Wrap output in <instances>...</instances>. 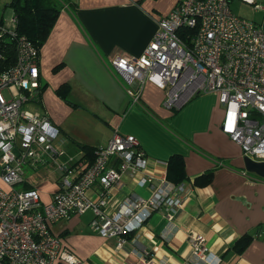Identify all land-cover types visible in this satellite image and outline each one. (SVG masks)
Segmentation results:
<instances>
[{
    "label": "built area",
    "instance_id": "built-area-1",
    "mask_svg": "<svg viewBox=\"0 0 264 264\" xmlns=\"http://www.w3.org/2000/svg\"><path fill=\"white\" fill-rule=\"evenodd\" d=\"M229 1L177 0L157 20L139 55H116L109 66L121 75L132 100L146 81L164 90L162 104L170 109L196 93H217L221 131L239 144L243 156L264 161V25L234 14ZM11 21V27L0 26V35L13 38L15 47L14 62L0 68V264H81L50 226L88 209L91 226L103 237H114L117 247L136 244V232L153 212L172 224L184 200L182 186L167 177L166 169L156 177L145 171L148 159L133 134L114 131L85 164L67 152L45 112L24 107L40 98L39 48L16 33L14 15ZM155 162L167 166L166 160ZM25 165L33 170L48 165L56 174L49 201L40 200L37 186H21ZM123 174L150 194L131 193L108 213L107 192L120 185ZM95 186L93 199L87 191ZM187 239L193 264H217L203 234L189 233ZM136 253L140 264L154 262L144 249Z\"/></svg>",
    "mask_w": 264,
    "mask_h": 264
},
{
    "label": "crops",
    "instance_id": "crops-1",
    "mask_svg": "<svg viewBox=\"0 0 264 264\" xmlns=\"http://www.w3.org/2000/svg\"><path fill=\"white\" fill-rule=\"evenodd\" d=\"M176 2L66 0L39 47L42 88L34 104L59 129L67 152L82 156V146L105 145L118 131L137 138L148 159L145 171L154 177L167 169L155 160L178 154L184 162L185 178L179 183L185 196L173 223L153 212L136 232V244L117 247L114 237L99 235L90 224V209L52 223L51 231L81 264H140L136 249L153 256L152 264H193L189 233L204 235L217 264H264V177L245 169L241 147L221 131L217 93H196L170 109L162 104L164 90L146 81L132 100L121 75L109 66L116 55H139L157 20ZM63 84L65 98L56 91ZM207 170L212 171L209 182L195 183ZM39 171L40 184L25 179L21 186H37L40 200L47 202L56 174L48 165ZM131 193L148 196L150 190L123 174L120 185L107 192L105 211H114ZM87 194L96 198V186ZM245 233L252 239L238 251L233 245Z\"/></svg>",
    "mask_w": 264,
    "mask_h": 264
},
{
    "label": "trees",
    "instance_id": "trees-1",
    "mask_svg": "<svg viewBox=\"0 0 264 264\" xmlns=\"http://www.w3.org/2000/svg\"><path fill=\"white\" fill-rule=\"evenodd\" d=\"M66 0H10L9 6L12 8V15L15 17V31L17 34L25 35L36 47H40L47 38L49 31L57 17V14ZM15 47L13 38L6 34L0 35V68L8 66L14 62ZM42 88V85H41ZM63 98L67 96L68 87L66 84L56 89ZM95 147L82 146L81 158L85 164H89L93 159ZM167 177L173 182H180L185 178L183 158L174 154L167 160ZM212 171L207 170L194 178L195 183H207L211 179ZM23 187H29L24 185ZM252 234L241 235L234 243L238 251L252 239Z\"/></svg>",
    "mask_w": 264,
    "mask_h": 264
},
{
    "label": "rangeland",
    "instance_id": "rangeland-1",
    "mask_svg": "<svg viewBox=\"0 0 264 264\" xmlns=\"http://www.w3.org/2000/svg\"><path fill=\"white\" fill-rule=\"evenodd\" d=\"M254 3L264 6V0H254ZM10 0H0V26L11 27L12 8L9 6ZM229 6L234 14L253 20L256 23H264V9H253V3L244 0H230ZM25 108L32 111H38L37 105L31 102H26ZM77 156V153H73ZM73 155V156H75ZM44 166L37 165L33 170L29 165L24 166V177L32 184H40L43 179H38L39 171ZM51 227V226H50ZM99 234V233H98ZM131 234V233H130ZM130 234L128 236H130ZM100 235V234H99ZM191 248V247H190ZM191 256V255H190Z\"/></svg>",
    "mask_w": 264,
    "mask_h": 264
},
{
    "label": "water",
    "instance_id": "water-1",
    "mask_svg": "<svg viewBox=\"0 0 264 264\" xmlns=\"http://www.w3.org/2000/svg\"><path fill=\"white\" fill-rule=\"evenodd\" d=\"M244 167L249 172H254L260 177H264V161H255L247 156H244Z\"/></svg>",
    "mask_w": 264,
    "mask_h": 264
}]
</instances>
